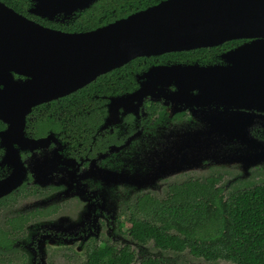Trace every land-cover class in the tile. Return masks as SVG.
<instances>
[{
  "label": "flooded vegetation",
  "instance_id": "af4514ba",
  "mask_svg": "<svg viewBox=\"0 0 264 264\" xmlns=\"http://www.w3.org/2000/svg\"><path fill=\"white\" fill-rule=\"evenodd\" d=\"M163 1L0 0L27 21L66 34L93 32ZM249 42L233 39L139 56L72 93L33 106L24 118L21 139L0 136V264H112L110 259L119 254L130 257L127 264L148 258L165 264L136 250L149 243L155 247L153 241L139 243L131 234L141 200H165L188 182L213 179L222 197L263 182L264 174L250 165L264 156V111L224 107L214 100L218 96L198 99L196 88L182 92L175 80L164 76L165 68L173 66L231 68L226 55ZM13 78L28 79L16 73ZM202 120L210 121L209 134L247 138L246 152L233 159L239 171L221 169L220 164L232 160L227 143L220 142L204 150L200 171L177 175L179 165L165 164L169 134L179 136L180 127L188 124L196 135ZM6 129L0 120V134ZM10 146L13 155L7 153ZM196 146L192 136L190 148ZM172 152L179 153V147ZM213 169V174L193 176ZM144 171L158 179L156 191H143L133 178ZM186 175L184 182H175Z\"/></svg>",
  "mask_w": 264,
  "mask_h": 264
},
{
  "label": "water",
  "instance_id": "95a60500",
  "mask_svg": "<svg viewBox=\"0 0 264 264\" xmlns=\"http://www.w3.org/2000/svg\"><path fill=\"white\" fill-rule=\"evenodd\" d=\"M233 39L250 40L226 55L233 67L173 66L165 68V79L175 80L182 92L196 88L201 93L198 99L218 96L214 100L224 107L263 112L264 0H166L80 34L40 27L0 2V120L7 124L0 136L18 141L33 106L72 93L133 58L216 46ZM14 73L28 79L14 80ZM201 133L213 131L204 128L195 136ZM225 136L237 142L232 145L239 154L247 150L246 137ZM171 138L164 149L172 151L183 142ZM7 153L13 155L12 146ZM254 161L262 164L264 156Z\"/></svg>",
  "mask_w": 264,
  "mask_h": 264
},
{
  "label": "trees",
  "instance_id": "16d2710c",
  "mask_svg": "<svg viewBox=\"0 0 264 264\" xmlns=\"http://www.w3.org/2000/svg\"><path fill=\"white\" fill-rule=\"evenodd\" d=\"M137 210L131 234L139 243L153 241L173 253L188 250L210 263L264 264V181L227 197L213 179L188 182L165 200L145 197ZM130 260L127 254L110 259L112 264ZM141 264L159 262L148 258Z\"/></svg>",
  "mask_w": 264,
  "mask_h": 264
},
{
  "label": "rangeland",
  "instance_id": "374dc122",
  "mask_svg": "<svg viewBox=\"0 0 264 264\" xmlns=\"http://www.w3.org/2000/svg\"><path fill=\"white\" fill-rule=\"evenodd\" d=\"M206 122H210L208 120H202L199 123V126L197 125V127L195 128V131H197V133H199L198 130L202 129V128H207L208 126H206ZM186 130H181L180 128V135L179 138H181V144L179 146V153H173L171 150L168 149H164V151H166L165 156V164H168V161H171L172 164L175 165H179L180 166V172L177 174H183V173H187V172H192L195 170H201V167L203 165V160L204 159V150L206 148H208L209 146H214V145H224L225 143H227V147L226 149H229L228 152V156L229 158L232 160V162L225 164V165H221L220 167L221 169H223L225 172L231 173L232 171H239V167H236V165L238 166V164H236L237 162L234 161L233 159L235 158V156L237 155V147L233 146L232 144L237 143L234 141H231L229 138L225 139L223 137H219V136H215L209 133H204L203 135H193V130L194 127L190 126L189 128H185ZM175 134H179V132H176ZM190 136H194L196 139V149H191L190 148V142H191V137ZM210 141V144H209ZM221 144H220V143ZM245 142V141H243ZM246 144V143H243ZM248 145V144H246ZM155 148L152 150L154 151ZM151 151V152H152ZM244 152H246V150H243ZM156 152V150H155ZM241 152V151H239ZM140 153V152H139ZM195 155V159L193 160L192 158H189V155ZM212 154L213 157L216 155V149L213 147L212 148ZM186 159H189V161H186ZM196 163L195 165H192ZM255 165V168L259 169L258 171H256L257 173L262 172V175L264 174V162L262 164H253L250 165L251 167H253ZM215 169V168H214ZM213 170H205L204 172H195V174L193 173L194 177H203L205 175L208 174H213L214 172ZM154 170V169H153ZM154 174L147 172H143L141 174L137 173L135 174V176H133V178L137 181H140L141 184V189L143 191H156V186H157V182L158 179L156 178H152ZM137 176V177H136ZM186 176H179L175 179L176 183H182L185 181ZM146 180H150V181H146ZM169 180V179H167ZM172 180V179H171ZM170 180V181H171ZM136 250H139V253L144 256V257H151V258H158L160 260H162L165 264H232L230 262L227 261H217L214 263H210L207 262L201 258H196L192 255L189 254L188 250L184 251L183 253H173L170 251H166L163 252L161 250L156 249L155 247H153L152 243H149L147 245H141V246H136Z\"/></svg>",
  "mask_w": 264,
  "mask_h": 264
}]
</instances>
